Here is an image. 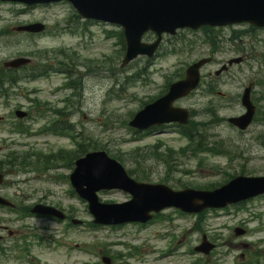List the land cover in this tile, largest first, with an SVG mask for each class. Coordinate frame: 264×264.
<instances>
[{"label":"rangeland","instance_id":"374dc122","mask_svg":"<svg viewBox=\"0 0 264 264\" xmlns=\"http://www.w3.org/2000/svg\"><path fill=\"white\" fill-rule=\"evenodd\" d=\"M18 9L19 6L0 4V67L6 61L28 57V53L34 50L53 51L61 48L69 51L67 54L75 52L78 55L75 58L77 62L87 60L92 63L88 64V69L80 66L79 72L73 75L79 91L69 102L62 101L69 92L55 90L64 82L63 75L51 74L45 79L18 84L10 92L8 100L0 97V117H7L9 122H13L12 114L17 107L27 111L32 107L31 99L38 97L44 111L46 108L64 109L62 115L73 124L72 129L78 142L103 146L109 153L121 157L127 169L134 166L131 165L133 157L152 182L163 183L173 189L180 185L204 186L209 183H222L226 178L221 172L210 171L209 168L212 167L226 170L233 175L240 172H244L243 175H264V30H258L255 37H250L253 33H248V37L245 36L242 41L236 43L223 41L222 45L217 46L218 50L212 52L214 61L204 68L205 75L208 71L212 73L218 69L230 58L240 56L241 54L236 55L237 47H246V55L245 52L242 54L246 62L231 67L215 81V91L223 95L212 98L204 91L197 90L191 97L177 102L181 107L195 108L196 112L203 114V117L198 118L206 121L203 142L224 141L228 147H238L241 158L237 157V161L228 164L225 158L207 153L194 157L189 153L181 154L179 149L184 147L187 141L175 127H164L157 133L141 137H135L126 127L130 115L140 109L142 101H148L157 95L170 73L178 64L182 66L180 60L189 64L210 52L211 48L205 44L202 31L184 34L194 42V53L191 57L161 56L149 60V64L145 58H137L125 68H120L121 59L117 58L114 40L104 37V29L110 30L112 27L85 24L79 19L76 21L78 33L72 34L67 30L62 31L66 25L72 24L69 18L73 16V12L69 5L34 8L23 14H19ZM33 22L45 23L49 30L31 36L13 31L17 25ZM230 31L231 29H224L218 32L221 37L226 38ZM166 43L165 40L164 45ZM29 58L35 61L34 57ZM101 60L104 62H100ZM138 71H141L139 78L126 80ZM209 77L212 79L214 75ZM210 78H207V81L211 80ZM248 85L252 86L253 100L260 113L246 131H238L226 121H208L210 115L205 112V106L209 103L215 108L217 116L225 120L242 114L240 95ZM32 111L31 118L23 123L35 136H16L12 148L18 152L34 148L44 154L59 149H73V143L67 137L39 132L49 123L50 112L39 115L36 109ZM7 125L0 126V134L3 135L0 138V156L5 155L9 147V143L3 139L11 136L7 132ZM155 145H159V153L166 147L178 153L173 156L174 162L169 164L173 165L171 170L149 155V150ZM135 149H140V152L136 153ZM233 153L237 155L236 152ZM62 165L60 163L56 170L46 173L7 174L0 192L14 199V194H20L17 198L23 206H31L43 199L44 203L60 206L81 221H90L92 218L87 211V205L70 193L69 185L65 181H59L71 172V169ZM98 197L101 202L113 204L128 200L126 195L117 190L99 192ZM244 208H226L228 211L223 209L207 213L203 232L194 229V217L181 216L172 210L164 212V216L168 217L165 220H157L144 227L126 226L119 230L108 227L69 229L63 224L65 222L34 219L25 221L12 213L0 210V250L3 248L5 253L0 256V264H92L98 260V256L67 249L65 243L86 248L94 246L96 252H99L100 247L106 246L110 254H126L127 246L139 247L138 255L133 256L134 258L128 257L130 263L136 264H193L200 256L195 253L191 255L188 251L200 243L203 234L207 235L210 243L217 245L215 252L205 258L208 264H253L256 262V251H264V199H253ZM36 227H43L42 237L45 242L41 245L36 244L32 237L36 234ZM235 227H242L247 233L236 237L233 233ZM9 231L13 233L12 236L8 235ZM26 236L31 237L26 238L31 245L28 252L13 248L15 245L23 247L21 237ZM214 236L218 237H215V241ZM60 240L64 245L55 243ZM240 242L241 245L238 244Z\"/></svg>","mask_w":264,"mask_h":264},{"label":"water","instance_id":"95a60500","mask_svg":"<svg viewBox=\"0 0 264 264\" xmlns=\"http://www.w3.org/2000/svg\"><path fill=\"white\" fill-rule=\"evenodd\" d=\"M77 4L84 9L89 14H96L102 18H116L118 23H121L125 20V17L121 16V8L126 5L132 7L134 1L138 4L144 3L146 0H76ZM151 5L156 8L158 13V19L165 24L172 23L173 27H179L180 23L194 24L195 19H198L202 14H216L221 12H229L234 10L235 8L246 9L250 12H247L242 20L250 21L251 23L257 26H264V0H213L211 3L209 0H151ZM80 9V8H79ZM81 10V9H80ZM99 18V19H102ZM104 20V19H103ZM121 21V22H120ZM233 21H224L223 23H231ZM130 58H126L125 62ZM20 62L12 64L14 66H18ZM189 83V81L184 82L182 85L183 88L185 84ZM181 85V84H180ZM183 94L170 95L168 98L164 100H160L152 106H149L145 109L144 113L138 117V121L142 118L146 119L143 122L134 121L132 125L137 128L143 129L155 123H161L164 121L173 120L174 117H162V119L156 118L161 116V114H165L167 111L170 112L172 110L170 108V103L177 97ZM250 113L243 119L238 120L237 124L240 127L244 128L249 120ZM158 119V120H157ZM177 119V118H176ZM175 119V120H176ZM97 166V167H96ZM95 167V168H94ZM94 169L93 172L90 170ZM108 169L113 172V170L108 167ZM107 171V167L104 165L98 164L96 161L89 160L85 162L83 165H80L79 170H77V174L75 179L81 180L82 178L88 179L91 181L93 179L94 174L102 175ZM264 181V179L262 180ZM74 184L76 187H79L80 184L74 180ZM225 189V188H224ZM221 189L215 191L213 193L206 194H196L195 201L193 202V207H184L181 202L186 201L184 198V193L179 194L174 197L173 202L175 205L188 212L199 211L206 207H220L224 206L229 202H235L237 200L245 198L243 195L244 191H240L233 196L226 192V190ZM263 189L259 190L261 192ZM223 197H220L222 196ZM225 195V196H224ZM196 201H201L202 204L197 205ZM35 212H50L47 210L36 209ZM103 223H111L112 221L107 220L106 218L101 219Z\"/></svg>","mask_w":264,"mask_h":264},{"label":"trees","instance_id":"16d2710c","mask_svg":"<svg viewBox=\"0 0 264 264\" xmlns=\"http://www.w3.org/2000/svg\"><path fill=\"white\" fill-rule=\"evenodd\" d=\"M82 151H84V150H83L82 147H80V149H79V153H81ZM72 155H73V157H74V156H75V152L72 153ZM76 157H78V155H76ZM76 157H75V158H76ZM26 158H27L26 156H22L21 159H22V161H26ZM35 158H37V157H35ZM75 158H74V159H75ZM11 159H13V157H12ZM27 164H33V165H37V164H39L38 158L32 160L31 163L28 162Z\"/></svg>","mask_w":264,"mask_h":264}]
</instances>
